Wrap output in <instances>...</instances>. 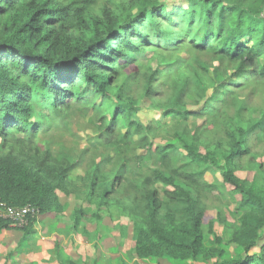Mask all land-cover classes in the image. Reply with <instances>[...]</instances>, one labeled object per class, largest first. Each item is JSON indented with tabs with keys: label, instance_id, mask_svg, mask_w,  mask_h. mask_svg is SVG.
Returning <instances> with one entry per match:
<instances>
[{
	"label": "trees",
	"instance_id": "obj_1",
	"mask_svg": "<svg viewBox=\"0 0 264 264\" xmlns=\"http://www.w3.org/2000/svg\"><path fill=\"white\" fill-rule=\"evenodd\" d=\"M79 1L69 0L68 5L56 6L55 0H0V18H5V22L0 21V137L8 142L15 130L23 132L26 136L15 141L24 154L36 142L52 113H60L61 107L68 108L73 101L87 103L85 99L95 93H100L104 101L110 99V89L123 77L122 86L114 94L117 101L111 118L102 117L101 145L119 155L130 154L132 148L143 149L145 153L138 161L157 157L182 162L165 171L144 172L143 167L137 166L135 175L129 173L132 163L128 158L122 159L117 182L122 193L136 197L137 204L116 199L111 183L101 176L107 159L97 164L90 193L99 184L100 207H113L134 219L135 254L192 259L223 256L222 249L205 245V234L212 232L211 221L205 222L207 208L197 189L204 184L208 170L220 167L224 178L220 192L236 198L242 209L239 224L230 223L227 218L226 223L231 237L246 254L215 264H264V179L255 174L253 181L241 180L234 172L241 155L257 161L250 137L256 135L264 141V0H252L248 5L188 0L186 8L171 11L157 1L151 7L144 5L137 15L128 16L121 23L107 13L105 22H97L92 30L85 24L87 10ZM160 21L172 25V34L161 30ZM184 23L195 36L178 33ZM147 25L153 26L152 34L146 32ZM75 29L81 30L80 36L75 35ZM155 43L159 51L149 57L143 46ZM179 47L191 48V56L176 55L172 59L160 52ZM207 54L220 62L212 71L200 60ZM162 62L166 64L164 68ZM183 64L186 71L174 77L171 103L163 111L164 117L170 116L173 121L154 126L139 120L136 101L129 94L125 97L124 85L146 76L143 94L151 98L157 91L154 81ZM233 65L236 70L228 72L227 68ZM256 95L263 99L260 106L250 105V98ZM39 104L47 112L29 123ZM188 104L202 106L193 111L187 108ZM257 109L261 118L254 122L251 112ZM201 115L209 116L206 123L190 128L186 121ZM182 121L185 124L180 128ZM169 129L166 145L155 144L149 136ZM217 134L223 137L219 142L213 139ZM176 142L185 155L178 151ZM229 145L232 149L227 152ZM32 150L38 152L17 154L13 147L5 152L0 144V205H30L42 214L59 213L65 206L57 192L66 191L65 179L82 166V161L75 160L65 168L53 167L48 155L40 157L39 147L33 145ZM220 155L224 157L223 165ZM259 166H264L263 161ZM99 178L106 181L99 183ZM157 182L168 187L164 202L154 188ZM142 195L148 199V208L144 209L148 213L143 211L148 215L139 214L143 209L138 206V196ZM162 206L166 207L165 213L161 212ZM36 222L37 217L31 216L30 223L20 228L25 236L35 232ZM0 228L9 229L10 220L1 218ZM256 248L259 252H253Z\"/></svg>",
	"mask_w": 264,
	"mask_h": 264
},
{
	"label": "rangeland",
	"instance_id": "obj_2",
	"mask_svg": "<svg viewBox=\"0 0 264 264\" xmlns=\"http://www.w3.org/2000/svg\"><path fill=\"white\" fill-rule=\"evenodd\" d=\"M157 1L166 5V10L171 11L186 8L185 4L188 0H147L146 4L145 2L137 0H80L78 3L86 7L85 24L92 27V30L98 25L96 24L97 22H105L104 19L107 13H110L112 17L116 16L117 21L121 23L128 16L134 17L137 15L138 11L144 5L151 7L152 3ZM224 2L229 5H248L252 0H224ZM69 3V0H55L56 6L68 5ZM261 17L264 18V6L262 7ZM0 21L1 23L5 22V18H0ZM163 22L160 21L161 25H163ZM166 24L162 26L161 30L164 33L169 32V34H172V25L166 26ZM152 28L147 25L146 32L152 34ZM179 29H181L178 31L179 34L185 32L192 36L196 35L192 31L189 32L187 30L185 23ZM73 31L75 35L79 36L82 33L81 30L77 29ZM187 40H189V37ZM158 43L144 44L143 49L149 57L154 55V51H159V47H156ZM160 52H163L166 57L174 59L176 55L190 57L192 50L191 48L179 47L174 51L161 50ZM200 60L202 61V65L210 71L213 70L215 64L220 63L218 58L212 54L203 55ZM165 66L166 64L162 62L161 68ZM236 67V65L228 67V72L232 73L236 70ZM183 71H186L184 64L179 66V68L165 72L162 78H157L154 81V84L157 86V91L151 98H147L143 94L146 76L141 77L139 82H129L124 85L123 91L125 97L129 94L136 101L135 105L138 109L137 118L139 120L146 124L151 123L154 126H163L173 121V118L170 116L164 117L163 111L164 106L171 103L173 96L171 83L174 77ZM149 72H147L148 77ZM122 79L123 77L116 84L115 82L113 83L115 86L110 89L113 97L108 100L104 101L100 93H95L90 98L85 99L87 103L73 101L68 108L61 107L60 113H52L51 118L48 119V122L45 123L43 129L38 133L36 142L28 146L29 148L24 151V154L21 152L20 145L15 141L26 136L23 132L20 133V131L15 130L8 142L3 137H0V144L2 145L3 151L7 152L13 147L15 153L29 155L30 153L34 154L38 152L37 150H32L33 145H35L40 148L39 153L41 158L45 155L49 156V163L53 167L58 165L60 168H65L75 160L82 161V166L71 172L70 177L64 181L63 185L67 192L61 189L57 192L61 202L65 206L64 210L56 214H49L46 218H43L42 215L40 216V219L37 220L34 226L38 234L32 237L28 236L30 245H28L29 242L27 240H24L23 245L22 241H20L14 248L8 249L9 242L5 238L3 243L0 244V253L6 249L8 250L0 254V264H69V260L76 264H215L217 261L224 259H238L246 254L241 244L231 237V230L226 223L227 218L230 223L239 224L242 209L238 207L236 198L229 193L224 195L220 192V185L224 179L222 168L220 167H214L208 170L204 177V184L197 188L198 195L207 208L205 222L209 223L211 221L210 229H212V232L210 230V232L205 234L204 242L206 246H214L216 250L222 249L224 253L220 258L217 256H209L205 259L203 256H200L197 259H192L177 258L170 255L138 257L134 250L136 244L135 229L137 226L134 219L125 213L121 214V211H117L113 207L108 209L104 206L100 207L99 202L101 200L102 189L99 184L96 185L95 191L90 193L94 170L97 164L104 163L101 161L105 159H107L106 163L108 164H102V178H106L111 183V190L116 192L114 194L116 199L118 198V200L125 201L129 204H132L136 200V197L133 194L128 195L124 192V189V193H122V187L117 182V171L120 169L122 159L128 158V161L132 163L129 168V173L135 175H138V170H136L138 169L137 166L143 167L144 172H149L153 169L165 171L170 166H180L182 163L180 159H176V162L169 159L162 161L157 157L138 161L145 153L143 149L132 148L130 154L119 155L114 150L106 149L101 145L99 127L103 124L102 117L105 120L111 118L117 101L114 94H116L117 87L122 86ZM211 92L213 93V90L209 91V95H212ZM249 102L250 105L260 106L263 99L261 96L256 95V97L250 98ZM201 106L202 104L200 106L188 104L187 108L196 111ZM41 107L40 104L36 105V114L34 113L35 115L28 119L29 123H34L40 119L41 113L47 112L46 108ZM50 112L52 111L50 110ZM251 116L253 120L255 118H261V113L257 109L251 112ZM208 117L207 115L191 116L186 123L193 129L196 126L204 125ZM183 124H185L184 121L180 122V128L184 127ZM261 130L264 131V123L262 124ZM170 135L171 130L169 129L168 131H161L158 136H149L155 144L166 145ZM220 138L223 137L219 134L213 137L215 142H219ZM249 141L252 152L257 154L256 160L259 162L263 161L264 163V141H260L259 138H256V135H252ZM231 145H229L227 152L232 149ZM176 146L179 152L183 155L186 154L179 142H176ZM248 156L241 155L237 159L236 165L234 166L235 175L241 180L248 181H253L255 174L259 176V179H264V166L261 168L259 162L253 161ZM219 157L220 164L223 165L224 157L222 155ZM106 179L101 180L99 178L98 182H104ZM154 188L159 194V200L164 202L166 200L165 191H167L168 187L163 182H157ZM138 200V206L143 209L141 210L142 213L139 214L148 213L147 210H144L148 208L147 197L143 195L138 196ZM161 212H166L165 206H162ZM221 212L224 214L223 216L219 215ZM4 217V214L0 211V219ZM21 226L19 223H10L9 229H16L23 232L20 229ZM0 230H3V228H0ZM261 231L264 232V227ZM69 237L72 238V242H70ZM45 239L54 245L55 251L52 252L50 248L48 253V245L50 244ZM64 239L65 246L61 244ZM85 241L90 245H87ZM41 251L43 254H35ZM253 252H259V248H256ZM47 255L51 256L48 257ZM38 256L41 257L40 262H37L39 260Z\"/></svg>",
	"mask_w": 264,
	"mask_h": 264
},
{
	"label": "built area",
	"instance_id": "obj_3",
	"mask_svg": "<svg viewBox=\"0 0 264 264\" xmlns=\"http://www.w3.org/2000/svg\"><path fill=\"white\" fill-rule=\"evenodd\" d=\"M0 211L4 214V218L10 220V223H19V225H22L21 228L30 223L31 216H36L38 220L42 215L38 209L30 205L15 207L2 203L0 205Z\"/></svg>",
	"mask_w": 264,
	"mask_h": 264
},
{
	"label": "crops",
	"instance_id": "obj_4",
	"mask_svg": "<svg viewBox=\"0 0 264 264\" xmlns=\"http://www.w3.org/2000/svg\"><path fill=\"white\" fill-rule=\"evenodd\" d=\"M46 216H49V214H42V217L43 218H46ZM41 217V218H42ZM39 219H40V217H39ZM38 219V220H39ZM39 222V221H38ZM36 230V229H35ZM38 234V232H37V230H36V232H34L32 235H30L31 237L32 236H36ZM74 237H79V236H74ZM5 238L8 240V242H9V244H8V246H9V248L8 249H10V248H14L17 244H19V242L20 241H22V245L24 244V240H27L28 242H29V244L28 245H30V240H29V237L28 236H25L24 234H23V232H21L20 230H16V229H3V230H0V244L1 243H3V241L5 240ZM38 238H40V237H38ZM43 238H45L44 236H43ZM77 239V238H76ZM79 239V238H78ZM46 241H47V239H45ZM69 240H70V242H72V238L71 237H69ZM40 241V240H39ZM85 242H87V241H85ZM47 243H49L50 245H48L49 246V249H48V253H49V251H50V248H51V251L53 252V251H55L54 250V245H52V243L50 242V241H47ZM61 244H63L64 246H65V239L61 242ZM62 245V246H63ZM87 245H90L88 242H87ZM80 247H81V245H80ZM8 249H6L5 251H7ZM74 250V249H73ZM4 251V252H5ZM0 252H1V246H0ZM4 252H2V253H0V254H3ZM33 252V251H32ZM51 252V253H52ZM35 253V252H34ZM35 254H43V252L41 251V252H39V253H35ZM48 257H50L49 255H47ZM39 257V260L37 261V262H40V256H38ZM37 264H39V263H37Z\"/></svg>",
	"mask_w": 264,
	"mask_h": 264
}]
</instances>
